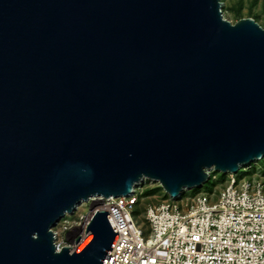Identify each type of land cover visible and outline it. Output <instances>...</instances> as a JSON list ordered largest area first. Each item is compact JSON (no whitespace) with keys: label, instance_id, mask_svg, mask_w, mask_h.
<instances>
[{"label":"water","instance_id":"1","mask_svg":"<svg viewBox=\"0 0 264 264\" xmlns=\"http://www.w3.org/2000/svg\"><path fill=\"white\" fill-rule=\"evenodd\" d=\"M262 157L254 19L220 0H0V264H107V211L57 250L82 201L144 178L178 198Z\"/></svg>","mask_w":264,"mask_h":264},{"label":"built area","instance_id":"2","mask_svg":"<svg viewBox=\"0 0 264 264\" xmlns=\"http://www.w3.org/2000/svg\"><path fill=\"white\" fill-rule=\"evenodd\" d=\"M221 10L226 18L222 3ZM240 169L212 199L200 195L181 204L183 193L147 206L145 228L134 209L145 185L161 187L151 179L138 182L128 195L82 201L58 222L57 250H75L87 238V226L98 210L108 212L118 231L107 264H264V157Z\"/></svg>","mask_w":264,"mask_h":264},{"label":"rangeland","instance_id":"3","mask_svg":"<svg viewBox=\"0 0 264 264\" xmlns=\"http://www.w3.org/2000/svg\"><path fill=\"white\" fill-rule=\"evenodd\" d=\"M222 3V9L227 20L232 24L237 23L243 18H252L260 26L264 28V0H220ZM243 172V168L240 169V174ZM230 179V174H224L214 171L210 176L209 181L206 182L201 188H194L184 190V202L193 203V200L200 195H207L209 198L217 197L227 186ZM167 198L164 190L157 184L148 183L145 185L143 193L140 195V203L134 209V216L137 218V222L141 227L145 228L143 221V213L145 208L149 205H155L161 203ZM59 224H57L53 231L58 230Z\"/></svg>","mask_w":264,"mask_h":264},{"label":"trees","instance_id":"4","mask_svg":"<svg viewBox=\"0 0 264 264\" xmlns=\"http://www.w3.org/2000/svg\"><path fill=\"white\" fill-rule=\"evenodd\" d=\"M161 188V187H160ZM162 189V188H161Z\"/></svg>","mask_w":264,"mask_h":264},{"label":"bare ground","instance_id":"5","mask_svg":"<svg viewBox=\"0 0 264 264\" xmlns=\"http://www.w3.org/2000/svg\"><path fill=\"white\" fill-rule=\"evenodd\" d=\"M187 190V189H186Z\"/></svg>","mask_w":264,"mask_h":264}]
</instances>
